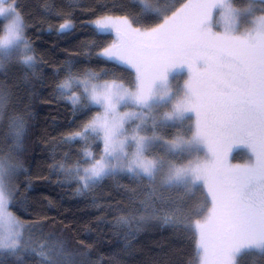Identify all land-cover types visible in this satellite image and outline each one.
Here are the masks:
<instances>
[{
	"label": "snow or ice",
	"instance_id": "6c2138e0",
	"mask_svg": "<svg viewBox=\"0 0 264 264\" xmlns=\"http://www.w3.org/2000/svg\"><path fill=\"white\" fill-rule=\"evenodd\" d=\"M0 17V264H264V0H0ZM40 105L69 113L46 120V167ZM33 177L96 227L72 235ZM153 229L173 243L139 260Z\"/></svg>",
	"mask_w": 264,
	"mask_h": 264
},
{
	"label": "trees",
	"instance_id": "16d2710c",
	"mask_svg": "<svg viewBox=\"0 0 264 264\" xmlns=\"http://www.w3.org/2000/svg\"><path fill=\"white\" fill-rule=\"evenodd\" d=\"M46 0H19V3L24 6L25 13H34L38 5H42ZM80 3L84 5L95 6L96 3L111 2V0H79ZM174 0H160L161 4L173 3ZM90 17L84 16L82 19H89ZM2 23H0V33H2ZM46 27V25H45ZM83 33L78 34V39L83 38ZM33 39L36 42V47L38 52H45L48 49L53 47L55 42L61 48L68 47L70 51H76L77 40H72L66 42L58 39L55 36H49L47 34L40 35L39 39H36V35L33 34ZM60 59L63 58L61 55ZM38 128H37V160L42 167H46L44 164L45 157L48 154V148L43 143V140L40 139L42 134L48 129L46 120L51 119L53 116H58L62 120H66L69 116L67 108L61 105H55L49 107L47 105H40L38 109ZM63 129H61L62 131ZM52 135H58L57 132H53ZM34 172L37 171L35 165H33ZM43 175V172H40ZM23 179V178H21ZM34 182L41 188V195L48 196L55 204V208L51 211H48L49 216H55L57 220L63 219L65 224H68L72 228V235H76L79 232L80 238H83V232L85 225H88L91 228H95L96 224L94 221V216L96 215L95 210L92 209L86 200L81 197L73 196L70 192H65L62 189L56 188L53 185L48 184L45 181H35ZM54 179V178H53ZM107 188L103 190H98V195L107 192ZM62 197V198H61ZM106 235L104 236V245L100 248V254L104 256L105 261L109 259V244L108 241L112 239L111 234L108 233V230L105 229ZM173 243L172 231L170 229H153L146 233H141L138 237L137 250H138V259L144 260L147 257L151 256L158 249H163L164 251L169 250L170 244ZM194 248V245H193ZM175 254V253H174ZM187 255L184 256L186 260ZM240 264H261V258L256 256L253 257L249 254H243L240 256Z\"/></svg>",
	"mask_w": 264,
	"mask_h": 264
},
{
	"label": "flooded vegetation",
	"instance_id": "af4514ba",
	"mask_svg": "<svg viewBox=\"0 0 264 264\" xmlns=\"http://www.w3.org/2000/svg\"><path fill=\"white\" fill-rule=\"evenodd\" d=\"M243 155L244 154L241 150L236 149V150H233V152L229 154L228 159L232 163H240V162H243L242 161Z\"/></svg>",
	"mask_w": 264,
	"mask_h": 264
},
{
	"label": "rangeland",
	"instance_id": "374dc122",
	"mask_svg": "<svg viewBox=\"0 0 264 264\" xmlns=\"http://www.w3.org/2000/svg\"><path fill=\"white\" fill-rule=\"evenodd\" d=\"M0 20H2V17H0Z\"/></svg>",
	"mask_w": 264,
	"mask_h": 264
}]
</instances>
